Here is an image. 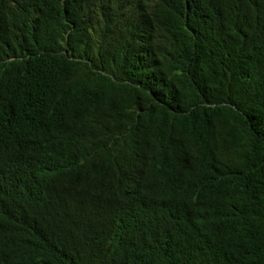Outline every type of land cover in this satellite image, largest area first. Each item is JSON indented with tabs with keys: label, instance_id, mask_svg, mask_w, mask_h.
<instances>
[{
	"label": "trees",
	"instance_id": "obj_1",
	"mask_svg": "<svg viewBox=\"0 0 264 264\" xmlns=\"http://www.w3.org/2000/svg\"><path fill=\"white\" fill-rule=\"evenodd\" d=\"M0 264H264V0H0Z\"/></svg>",
	"mask_w": 264,
	"mask_h": 264
}]
</instances>
